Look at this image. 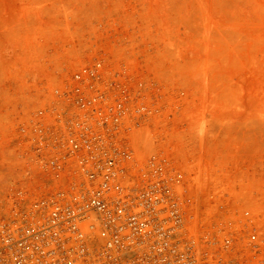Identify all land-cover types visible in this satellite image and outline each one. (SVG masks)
Segmentation results:
<instances>
[{
  "label": "rangeland",
  "instance_id": "rangeland-1",
  "mask_svg": "<svg viewBox=\"0 0 264 264\" xmlns=\"http://www.w3.org/2000/svg\"><path fill=\"white\" fill-rule=\"evenodd\" d=\"M97 58L144 84L135 144L186 175L194 231L235 222L227 264H264V0H0L1 179L12 119Z\"/></svg>",
  "mask_w": 264,
  "mask_h": 264
},
{
  "label": "built area",
  "instance_id": "built-area-1",
  "mask_svg": "<svg viewBox=\"0 0 264 264\" xmlns=\"http://www.w3.org/2000/svg\"><path fill=\"white\" fill-rule=\"evenodd\" d=\"M111 68L78 67L12 119L0 264H227L235 222L194 231L186 175L135 144L157 109L125 65Z\"/></svg>",
  "mask_w": 264,
  "mask_h": 264
},
{
  "label": "bare ground",
  "instance_id": "bare-ground-1",
  "mask_svg": "<svg viewBox=\"0 0 264 264\" xmlns=\"http://www.w3.org/2000/svg\"><path fill=\"white\" fill-rule=\"evenodd\" d=\"M15 143H17V141H16V140H14V141L12 142V144H13V145H14ZM129 255H132V254H129ZM129 255H128V256H129Z\"/></svg>",
  "mask_w": 264,
  "mask_h": 264
}]
</instances>
